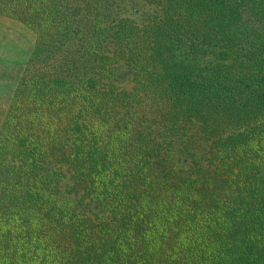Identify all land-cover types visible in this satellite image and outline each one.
<instances>
[{
  "label": "trees",
  "instance_id": "1",
  "mask_svg": "<svg viewBox=\"0 0 264 264\" xmlns=\"http://www.w3.org/2000/svg\"><path fill=\"white\" fill-rule=\"evenodd\" d=\"M146 1L0 0V264H264V0Z\"/></svg>",
  "mask_w": 264,
  "mask_h": 264
},
{
  "label": "rangeland",
  "instance_id": "2",
  "mask_svg": "<svg viewBox=\"0 0 264 264\" xmlns=\"http://www.w3.org/2000/svg\"><path fill=\"white\" fill-rule=\"evenodd\" d=\"M116 12L139 21L156 11L146 0H115ZM36 32L19 19L0 13V127L8 112L25 64L33 54ZM123 81L129 78L124 71Z\"/></svg>",
  "mask_w": 264,
  "mask_h": 264
}]
</instances>
